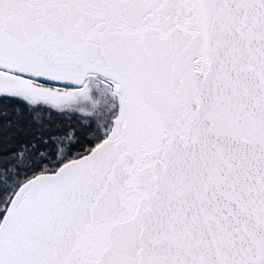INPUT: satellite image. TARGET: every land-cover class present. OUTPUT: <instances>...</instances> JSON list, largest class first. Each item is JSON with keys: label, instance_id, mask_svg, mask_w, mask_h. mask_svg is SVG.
I'll use <instances>...</instances> for the list:
<instances>
[{"label": "snow or ice", "instance_id": "6c2138e0", "mask_svg": "<svg viewBox=\"0 0 264 264\" xmlns=\"http://www.w3.org/2000/svg\"><path fill=\"white\" fill-rule=\"evenodd\" d=\"M0 264H264V0H0Z\"/></svg>", "mask_w": 264, "mask_h": 264}]
</instances>
